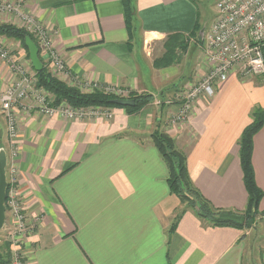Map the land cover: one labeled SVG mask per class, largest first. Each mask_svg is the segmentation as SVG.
<instances>
[{"label": "crops", "instance_id": "crops-1", "mask_svg": "<svg viewBox=\"0 0 264 264\" xmlns=\"http://www.w3.org/2000/svg\"><path fill=\"white\" fill-rule=\"evenodd\" d=\"M216 1L132 0L131 34L121 0L26 1L25 11L52 36L74 80L152 95L132 114L112 107L110 119L49 117L27 100L16 107L18 191L27 215H42L24 246L26 264H264V247L257 261L252 256L264 219L249 229L208 225L187 209L169 232L183 204L168 188L166 164L151 138L154 131L175 138L193 184L214 207L245 209L238 139L253 108L264 109L263 77L232 71L211 98L193 102L179 125L167 124L175 101L153 103L161 94L173 96L172 85L182 89L207 73L198 34L214 19ZM4 22L21 27L0 13ZM196 25L198 33L188 38ZM0 43L32 69L19 41L0 35ZM13 80L0 60V91ZM0 149L8 154L1 113ZM252 166L264 193V122L253 136Z\"/></svg>", "mask_w": 264, "mask_h": 264}, {"label": "built area", "instance_id": "built-area-1", "mask_svg": "<svg viewBox=\"0 0 264 264\" xmlns=\"http://www.w3.org/2000/svg\"><path fill=\"white\" fill-rule=\"evenodd\" d=\"M26 1H0V13L12 15L21 28L34 37L38 50L52 74L61 76L65 81H71L72 86L83 92L101 89L108 94L127 97V91L119 87L80 82L70 77L64 61L54 49L52 36L25 11ZM215 9V17L204 31L202 41L209 68L202 79L187 86L179 95L175 101L177 109L168 116L169 125L187 122L193 102L200 98H211L217 84L226 80L232 71H237L240 76L246 78L264 77V0H217ZM0 60L14 76L13 84L0 91V113L5 121L8 138L4 226L10 212L16 226L10 233L12 259L9 264H26V256L21 248L23 232L34 228L36 223L41 221L42 215L38 214L29 225H25L26 214L23 212L17 190L18 174L15 166L18 155L16 107L27 100L42 115H56L70 120L90 117L110 119L113 111L112 107H75L66 102L55 106L49 92L38 85L36 71L26 69L10 49L1 43ZM173 102L156 98L153 103L169 105Z\"/></svg>", "mask_w": 264, "mask_h": 264}, {"label": "trees", "instance_id": "trees-1", "mask_svg": "<svg viewBox=\"0 0 264 264\" xmlns=\"http://www.w3.org/2000/svg\"><path fill=\"white\" fill-rule=\"evenodd\" d=\"M192 1L196 3V0ZM121 2L124 10L125 24L131 34L136 29L132 0H121ZM198 31L199 26L196 25L194 32L190 33L188 38L196 35ZM0 35L19 41L26 52V57L29 59V53L24 42L25 36L28 35L36 44V40L30 33L12 23L4 22L0 23ZM172 53L170 50H167L165 55L166 57H169L170 54L173 56ZM38 56L43 62V69L35 72L38 85L51 94L53 105L55 106L61 102H66L75 107H119L123 108L128 114H132L140 110L152 99L151 94H137L119 87L127 91L126 98L132 99L134 104L130 106L111 104V100L123 97L105 93L101 89L83 92L75 86L68 85L49 71L40 51L38 52ZM251 118L252 121L244 128L238 139L240 168L244 188L247 193L246 207L242 211L224 210L214 207L193 184L187 168L186 152L178 147L175 138L164 131H154L151 134L152 141L167 167L166 182L168 188L183 204V206L174 212L169 232L175 230L177 222L187 209L194 210L196 215L208 225L233 226L239 229H249L255 228L259 221L264 219V210L259 209L260 200L264 193L256 183L252 166L253 136L264 122V109L260 106H255L251 112ZM4 251H7L6 258L2 256L0 258V264L9 263L8 244Z\"/></svg>", "mask_w": 264, "mask_h": 264}, {"label": "rangeland", "instance_id": "rangeland-1", "mask_svg": "<svg viewBox=\"0 0 264 264\" xmlns=\"http://www.w3.org/2000/svg\"><path fill=\"white\" fill-rule=\"evenodd\" d=\"M209 26H207L206 28H205V30L208 28ZM177 57H179V56H177ZM180 59V58H179ZM263 81H264V77H263ZM190 85V84H189ZM189 85H186L185 87H183L182 89L180 88H178L179 86L177 85V84H174V85H172L171 87H169V88H172V91H174L175 93L173 94V96H169L168 95V97H167V95L165 94H161L160 95V98H161V100H171V102H173V101H176L177 100V98L179 97V95L184 91V90H186L187 89V86H189ZM168 89V88H167ZM50 94V93H49ZM51 95V94H50ZM51 98H52V96H51ZM156 98H158V97H156ZM160 98H158V99H160ZM17 190H18V184H17ZM18 193H19V191H18ZM19 198H20V203H21V206L23 207V212L26 214L25 215V225H29V223H31L37 216H38V214L39 213H37V214H35V216L33 217V218H31V217H29V215H27V212H26V210H25V208H24V205H23V202H22V199H21V195H20V193H19ZM40 215V214H39ZM40 221H38L37 223H36V225L39 223ZM36 225L34 226V228H31V229H29L28 231H24L23 232V237H22V241H23V243L21 244V248L23 249V251H24V246H25V244H26V242H27V239H28V237H29V235H31L33 232H34V230L36 229L35 227H36ZM15 226H16V224H15V221H14V219H13V217L11 216V214H10V212H8V217H7V220H6V224H5V226L3 227V228H1L0 229V258H2V256H3V258H6V252L4 251L5 250V248H6V245L8 244V249H9V261H11V259H12V256H11V250H10V243H11V236H10V233H11V231L15 228ZM252 240H253V253H252V256L254 257V259L257 261L258 260V251H259V249L260 248H262V247H264V237L263 236H261L260 235V232L259 231H256L255 230V232H254V237L252 238ZM25 254V253H24ZM9 264V263H8Z\"/></svg>", "mask_w": 264, "mask_h": 264}, {"label": "water", "instance_id": "water-1", "mask_svg": "<svg viewBox=\"0 0 264 264\" xmlns=\"http://www.w3.org/2000/svg\"><path fill=\"white\" fill-rule=\"evenodd\" d=\"M204 29H201L198 34V39L200 42L203 41ZM25 46L27 47L29 53V61L31 67L34 71H40L43 69V62L40 60L38 56V47L35 42L27 35L24 39ZM111 104L118 106H130L134 104L132 99L128 98H118L113 99L110 102ZM6 162H7V154L4 149H0V229L3 228L5 223V196H6Z\"/></svg>", "mask_w": 264, "mask_h": 264}]
</instances>
